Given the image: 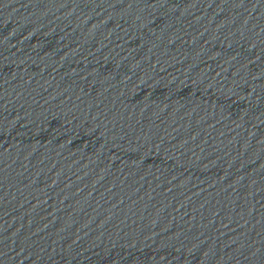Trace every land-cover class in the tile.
<instances>
[{
  "label": "water",
  "instance_id": "95a60500",
  "mask_svg": "<svg viewBox=\"0 0 264 264\" xmlns=\"http://www.w3.org/2000/svg\"><path fill=\"white\" fill-rule=\"evenodd\" d=\"M0 264H264V0H0Z\"/></svg>",
  "mask_w": 264,
  "mask_h": 264
}]
</instances>
